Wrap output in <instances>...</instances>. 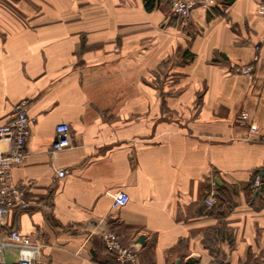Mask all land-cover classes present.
Masks as SVG:
<instances>
[{
  "label": "crops",
  "instance_id": "1",
  "mask_svg": "<svg viewBox=\"0 0 264 264\" xmlns=\"http://www.w3.org/2000/svg\"><path fill=\"white\" fill-rule=\"evenodd\" d=\"M261 3L183 20L163 0H0V127L24 100L33 120L13 171L28 206L8 229L41 243L43 264H117L105 229L134 264H264L248 192L264 175ZM62 123L72 146L55 155ZM221 187L233 195L217 213L206 199Z\"/></svg>",
  "mask_w": 264,
  "mask_h": 264
},
{
  "label": "built area",
  "instance_id": "2",
  "mask_svg": "<svg viewBox=\"0 0 264 264\" xmlns=\"http://www.w3.org/2000/svg\"><path fill=\"white\" fill-rule=\"evenodd\" d=\"M173 13L183 19H189L196 9L209 11L217 6V0H163ZM258 14L264 16V3L258 5ZM251 76L252 69L242 71ZM28 101L24 100L15 106L9 124L0 127V143L8 145L6 152H0V264H43L41 252L43 245L18 230L8 229L10 212L17 207H27L23 200V190L13 180V171L23 166L27 159V143L31 135L32 119L28 116ZM241 122L248 125L251 132H256L258 126L249 122L247 114H243ZM264 142V140H263ZM72 146L71 128L68 124H59L56 128V140L53 144V154H58ZM261 186V179L256 177L254 190ZM112 208L121 209L130 201L125 191L110 195ZM216 193H211L206 199L209 208L216 205ZM108 252L114 254L117 264H134L137 260V251L133 246L124 245L117 234L111 229H105L101 235ZM11 252V257L7 255ZM9 257L11 259H9Z\"/></svg>",
  "mask_w": 264,
  "mask_h": 264
},
{
  "label": "trees",
  "instance_id": "3",
  "mask_svg": "<svg viewBox=\"0 0 264 264\" xmlns=\"http://www.w3.org/2000/svg\"><path fill=\"white\" fill-rule=\"evenodd\" d=\"M257 176H259L261 179V186L258 190H254L253 185H254V181H255ZM248 192H249V195L252 198L254 203L255 202L258 203L257 205L259 207L264 206V175H261V173L259 171H256L253 174L252 180H251L249 187H248ZM231 195H233V194L231 193V191L228 188H225V187L219 188L217 203L213 208H211L213 210V212L218 213L220 210H222L224 205L228 204V206H230V204H231L230 200L232 199Z\"/></svg>",
  "mask_w": 264,
  "mask_h": 264
}]
</instances>
